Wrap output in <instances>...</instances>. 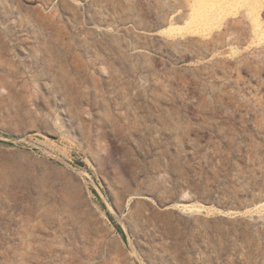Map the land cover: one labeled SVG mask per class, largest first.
<instances>
[{
    "label": "rangeland",
    "instance_id": "1",
    "mask_svg": "<svg viewBox=\"0 0 264 264\" xmlns=\"http://www.w3.org/2000/svg\"><path fill=\"white\" fill-rule=\"evenodd\" d=\"M195 3L0 0V264H264V0Z\"/></svg>",
    "mask_w": 264,
    "mask_h": 264
},
{
    "label": "bare ground",
    "instance_id": "2",
    "mask_svg": "<svg viewBox=\"0 0 264 264\" xmlns=\"http://www.w3.org/2000/svg\"><path fill=\"white\" fill-rule=\"evenodd\" d=\"M208 4V0H196L195 3V7L193 8V13L190 15V20L186 21V27L184 26L183 28L178 29L179 31H187L188 33V29H192L195 24L201 20L202 16L205 15L206 13V8H203V5H207ZM208 6V5H207ZM239 6V5H238ZM230 7V6H229ZM212 10V9H211ZM226 11V10H225ZM237 13V10H236ZM227 14V13H226ZM188 16V15H187ZM206 18V16H204ZM208 18V17H207ZM185 19V18H184ZM203 19V18H202ZM186 20V19H185ZM206 20V19H205ZM204 21V20H203ZM257 22V21H256ZM202 23V22H201ZM206 23V22H205ZM209 24V22L207 23V25ZM196 27V26H195ZM202 27V26H201ZM203 27L205 28V24L203 25ZM171 29V28H170ZM171 30H175V28H172ZM200 30V29H198ZM202 30V29H201ZM206 32V29H204ZM208 30V29H207ZM191 32V31H190ZM186 33V32H185ZM199 33V31H198ZM201 33V32H200Z\"/></svg>",
    "mask_w": 264,
    "mask_h": 264
}]
</instances>
